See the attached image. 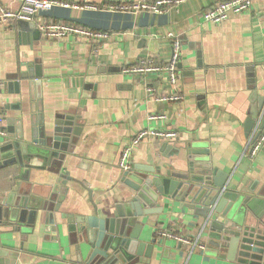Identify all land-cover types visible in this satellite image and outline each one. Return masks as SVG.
I'll list each match as a JSON object with an SVG mask.
<instances>
[{"label":"crops","instance_id":"0c3cea01","mask_svg":"<svg viewBox=\"0 0 264 264\" xmlns=\"http://www.w3.org/2000/svg\"><path fill=\"white\" fill-rule=\"evenodd\" d=\"M59 1L68 6L42 10L38 21L73 24L109 38L53 41L42 33L21 32L16 20L0 26V116L8 138L21 130L22 142L30 143L33 123L47 133L55 123L72 131L70 151L59 158H33L26 164L34 168L23 172L0 161V215L1 209L17 208L20 214H34L30 222L25 217L24 223L0 220V264H123L106 228L113 230L118 208L132 193L127 173L119 168L122 153L144 130L180 136L135 146L130 176L160 172L168 177L170 171L174 179L192 178L191 163L208 164L212 173L227 175L228 190L248 191L250 205L264 216V147L254 161L244 153L245 123L254 118L256 125L262 117L264 1L218 25L205 22L203 13L225 0H185L160 13L112 9L158 0ZM0 5L19 8L16 0H0ZM173 39L181 42L178 90L183 100L156 102L152 97L172 89L165 74L123 72L146 58L166 64ZM147 87L154 89L152 96ZM159 115L165 119L151 120ZM185 184L199 185L190 179ZM159 205L161 214L142 219L139 240L152 247L150 257L125 264H242L200 238L203 205L174 195Z\"/></svg>","mask_w":264,"mask_h":264},{"label":"water","instance_id":"95a60500","mask_svg":"<svg viewBox=\"0 0 264 264\" xmlns=\"http://www.w3.org/2000/svg\"><path fill=\"white\" fill-rule=\"evenodd\" d=\"M17 27L21 32L41 33L34 23L18 20ZM258 109L264 114V98L259 99ZM13 122L11 121L10 125ZM255 122L254 118L247 119L245 123L247 137ZM62 125L65 124L55 123L51 131L47 133L44 127L39 128L37 123H33L30 143L22 142L24 133L21 130L16 132L14 139L8 138L0 143V161L4 166L17 165L23 172L25 169L34 168L26 164V161L30 162L33 158L44 161L50 156L59 158L62 152L70 151L72 134L69 128H62ZM261 128H264V117ZM36 145H41L42 148H36ZM190 154H196V152L190 151ZM190 166L193 169L192 178L176 176L177 179H174L175 175L170 171L167 173L168 177H163L160 172L151 177L140 174L130 176L127 173L126 184L132 193L124 207L118 208V218L116 217L113 230L106 228V231L109 230L113 234V237L109 239V245L119 257L118 260L125 264L135 258L140 260L143 257H150L152 247L139 240L144 225L142 219L161 214L163 209L159 205L160 200L174 195L178 199L184 198L188 202L204 206L205 209L200 212H202L201 215H205L206 223L200 238L207 237L209 246L220 251L223 257L229 260L239 258L242 264H264V216L256 214L257 212L250 205L252 201L245 196L248 191L228 190L227 175L218 170L212 173L208 164L191 163ZM195 166H200L203 171L195 172ZM213 174H215L214 181ZM224 177L227 178L224 180ZM189 179L199 185L185 184V181ZM12 196L10 195V198ZM5 204L12 206V202L8 200ZM16 210L18 211V208L6 211L1 209L0 220L17 219L18 222L23 223L22 217L29 222L32 221L30 218L34 220L33 213L24 210L20 214ZM98 233L95 232V239ZM113 259L111 258L107 263Z\"/></svg>","mask_w":264,"mask_h":264},{"label":"built area","instance_id":"2783aa9c","mask_svg":"<svg viewBox=\"0 0 264 264\" xmlns=\"http://www.w3.org/2000/svg\"><path fill=\"white\" fill-rule=\"evenodd\" d=\"M19 3L17 10L5 9L0 5V26L11 20H21L34 23L41 33L49 40H62L68 36L76 38H89L90 40L100 43L109 38V34L101 31H92L84 29L77 25L65 23H41L38 21L39 13L42 10H51L54 6H68L59 0H16ZM264 0H225L209 8L203 13V20L212 24H221L226 21L230 14H242L250 10L253 3ZM185 0H158L154 3H136L127 6L113 7V10L121 11H151L160 13L165 8L173 5H182ZM181 59V42L178 39L172 40L171 56L166 64H157L151 59H142L135 66L126 68L124 74L148 76L152 74L166 75L171 86V91L159 97H152L156 102L172 103L183 100V96L178 90V65ZM147 94L152 96L154 89L147 87ZM264 114L251 131L250 135L244 140V153L250 161H254L261 149L264 147V128H261ZM165 119L163 115L152 116L151 120ZM180 134L176 131H141L126 147L122 153L119 168L129 173L133 166L130 162L133 148L147 139L176 140ZM8 139V132L5 128V120L0 116V143ZM175 238L183 244L190 245L189 240L164 234V236ZM202 249V247H200Z\"/></svg>","mask_w":264,"mask_h":264},{"label":"rangeland","instance_id":"374dc122","mask_svg":"<svg viewBox=\"0 0 264 264\" xmlns=\"http://www.w3.org/2000/svg\"><path fill=\"white\" fill-rule=\"evenodd\" d=\"M174 236V235H173Z\"/></svg>","mask_w":264,"mask_h":264}]
</instances>
